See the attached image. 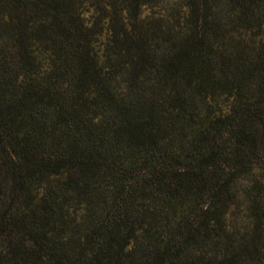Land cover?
<instances>
[{
	"label": "trees",
	"instance_id": "obj_1",
	"mask_svg": "<svg viewBox=\"0 0 264 264\" xmlns=\"http://www.w3.org/2000/svg\"><path fill=\"white\" fill-rule=\"evenodd\" d=\"M0 264H264V0H0Z\"/></svg>",
	"mask_w": 264,
	"mask_h": 264
},
{
	"label": "rangeland",
	"instance_id": "obj_2",
	"mask_svg": "<svg viewBox=\"0 0 264 264\" xmlns=\"http://www.w3.org/2000/svg\"><path fill=\"white\" fill-rule=\"evenodd\" d=\"M182 3H183V0H168V4L175 8H178L180 5H182ZM221 5L223 6V4ZM167 8L168 7L162 6V5L158 7H154V8L148 7L144 10L143 15L146 17H153V16L157 17L159 14L165 12Z\"/></svg>",
	"mask_w": 264,
	"mask_h": 264
}]
</instances>
